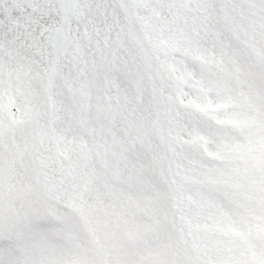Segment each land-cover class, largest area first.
<instances>
[{"label": "snow or ice", "instance_id": "6c2138e0", "mask_svg": "<svg viewBox=\"0 0 264 264\" xmlns=\"http://www.w3.org/2000/svg\"><path fill=\"white\" fill-rule=\"evenodd\" d=\"M0 264H264V0H0Z\"/></svg>", "mask_w": 264, "mask_h": 264}]
</instances>
